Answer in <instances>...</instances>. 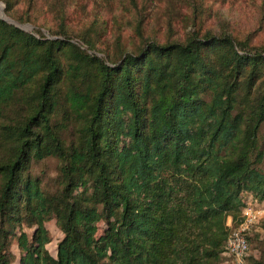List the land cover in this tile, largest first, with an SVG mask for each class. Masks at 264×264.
Segmentation results:
<instances>
[{"label":"trees","instance_id":"obj_1","mask_svg":"<svg viewBox=\"0 0 264 264\" xmlns=\"http://www.w3.org/2000/svg\"><path fill=\"white\" fill-rule=\"evenodd\" d=\"M59 35L0 18V264L226 263L228 218L264 202V49L192 34L100 57ZM49 158L54 192L32 172Z\"/></svg>","mask_w":264,"mask_h":264},{"label":"rangeland","instance_id":"obj_2","mask_svg":"<svg viewBox=\"0 0 264 264\" xmlns=\"http://www.w3.org/2000/svg\"><path fill=\"white\" fill-rule=\"evenodd\" d=\"M6 1L12 3L10 12ZM0 18L37 37L42 34L47 39H63L59 34L65 32L72 43L81 47L83 41H90L100 57L136 53L150 41L160 45L184 43L192 34H227L248 42L250 47L264 49V0H0ZM78 130L77 124H73L63 133L68 144ZM32 172L41 179L46 191L57 189V158L34 162ZM243 200V209L264 210V202L257 203L247 195ZM242 216L243 210L235 221ZM47 228L52 235L48 250L55 256L63 233L55 220L48 222ZM250 238L249 257L263 259L264 215ZM13 251L20 255L16 244ZM223 264L233 263L228 259Z\"/></svg>","mask_w":264,"mask_h":264},{"label":"built area","instance_id":"obj_3","mask_svg":"<svg viewBox=\"0 0 264 264\" xmlns=\"http://www.w3.org/2000/svg\"><path fill=\"white\" fill-rule=\"evenodd\" d=\"M263 215L264 210L262 209L256 211L254 207H246L243 209L241 220L235 222L230 220L231 222L228 223L231 234L223 255L229 258L233 264H246L250 248L248 237Z\"/></svg>","mask_w":264,"mask_h":264}]
</instances>
